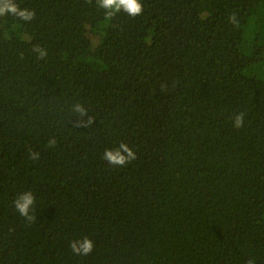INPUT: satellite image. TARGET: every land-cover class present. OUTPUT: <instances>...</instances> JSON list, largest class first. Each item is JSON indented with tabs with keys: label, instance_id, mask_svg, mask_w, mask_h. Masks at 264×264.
<instances>
[{
	"label": "trees",
	"instance_id": "obj_1",
	"mask_svg": "<svg viewBox=\"0 0 264 264\" xmlns=\"http://www.w3.org/2000/svg\"><path fill=\"white\" fill-rule=\"evenodd\" d=\"M15 2L35 18L0 17V264H264V0Z\"/></svg>",
	"mask_w": 264,
	"mask_h": 264
},
{
	"label": "clouds",
	"instance_id": "obj_2",
	"mask_svg": "<svg viewBox=\"0 0 264 264\" xmlns=\"http://www.w3.org/2000/svg\"><path fill=\"white\" fill-rule=\"evenodd\" d=\"M91 2V0H89ZM98 8L105 10V20L110 21L117 14L123 12L131 18H136L143 14L144 8L141 0H96ZM11 15L18 20L24 22H31L35 18V11L27 8L21 9L15 0H0V17ZM229 22H236V15L233 13L229 16ZM32 51L36 54L37 59H45L47 56V50L39 45H35ZM72 111L78 113L82 118L77 121L78 127H87L93 123V119L88 117L85 121L84 117L87 116V110L79 103L75 104ZM245 114L243 112L237 113L233 120V127L236 129L242 128L244 125ZM56 140L53 138L49 140L48 147H55ZM29 157L33 161L39 159V153L29 151ZM102 159L113 167H125L137 159L136 152L127 143L120 142L114 148H106L102 154ZM36 202V197L33 192L23 191L13 201L16 212L26 220L31 221L33 216L29 213L33 210ZM71 252L76 256L87 257L94 250V242L88 236H84L80 239H73L69 243ZM246 264H257L256 258L251 257L247 260Z\"/></svg>",
	"mask_w": 264,
	"mask_h": 264
}]
</instances>
